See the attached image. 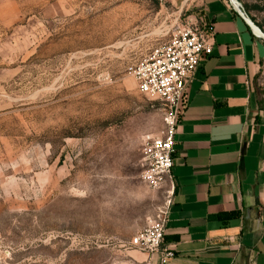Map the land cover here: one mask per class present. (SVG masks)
<instances>
[{
    "label": "rangeland",
    "instance_id": "1",
    "mask_svg": "<svg viewBox=\"0 0 264 264\" xmlns=\"http://www.w3.org/2000/svg\"><path fill=\"white\" fill-rule=\"evenodd\" d=\"M233 4L264 34V0ZM187 20L167 0H0V264H145L128 241L168 198L141 153L166 108L127 67Z\"/></svg>",
    "mask_w": 264,
    "mask_h": 264
},
{
    "label": "crops",
    "instance_id": "2",
    "mask_svg": "<svg viewBox=\"0 0 264 264\" xmlns=\"http://www.w3.org/2000/svg\"><path fill=\"white\" fill-rule=\"evenodd\" d=\"M167 1L214 36L178 115L168 264H264V40L227 0Z\"/></svg>",
    "mask_w": 264,
    "mask_h": 264
},
{
    "label": "built area",
    "instance_id": "3",
    "mask_svg": "<svg viewBox=\"0 0 264 264\" xmlns=\"http://www.w3.org/2000/svg\"><path fill=\"white\" fill-rule=\"evenodd\" d=\"M214 36L199 20H187L174 29L171 36L155 47L151 55L127 67L137 90L159 100L165 106L164 128L157 135H146L141 153L145 162L143 180L151 188L168 185V198L157 214L128 241L129 248L144 252L149 258L157 254L159 264H168L174 256L163 245L165 224L173 189L172 166L175 133L186 86L191 82L201 59L210 55Z\"/></svg>",
    "mask_w": 264,
    "mask_h": 264
},
{
    "label": "water",
    "instance_id": "4",
    "mask_svg": "<svg viewBox=\"0 0 264 264\" xmlns=\"http://www.w3.org/2000/svg\"><path fill=\"white\" fill-rule=\"evenodd\" d=\"M229 3H230V5H231V7H232L233 9H235V10L238 12L239 16L242 18V20L244 21V23H245V24H246L251 30L257 32V33L259 34L260 38H261L262 40H264V34L261 33L260 31H258L257 27H256L254 24H252V22H251V21H250V20H249V19H248L243 13H241L239 10H237L236 8H234L233 0H229Z\"/></svg>",
    "mask_w": 264,
    "mask_h": 264
}]
</instances>
